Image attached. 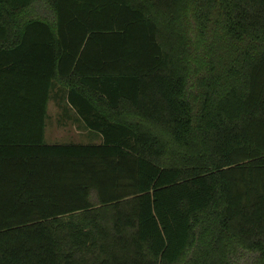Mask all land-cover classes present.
I'll return each mask as SVG.
<instances>
[{"label":"trees","instance_id":"trees-1","mask_svg":"<svg viewBox=\"0 0 264 264\" xmlns=\"http://www.w3.org/2000/svg\"><path fill=\"white\" fill-rule=\"evenodd\" d=\"M0 80V264H264V0H0Z\"/></svg>","mask_w":264,"mask_h":264},{"label":"crops","instance_id":"crops-1","mask_svg":"<svg viewBox=\"0 0 264 264\" xmlns=\"http://www.w3.org/2000/svg\"><path fill=\"white\" fill-rule=\"evenodd\" d=\"M10 67L9 64H6ZM13 69H9L12 71ZM9 82V84H8ZM11 87V81L0 80V87L5 86ZM11 96V95H9ZM8 94L0 89V106L7 105L8 102L5 100L9 98ZM48 115L49 118L46 121L45 140L49 144H63V143H89L93 141L92 134L85 131L83 128L72 125L70 120L64 121V106L60 102V98H53L48 104ZM74 129L71 133H64V129ZM80 128V129H79Z\"/></svg>","mask_w":264,"mask_h":264},{"label":"rangeland","instance_id":"rangeland-1","mask_svg":"<svg viewBox=\"0 0 264 264\" xmlns=\"http://www.w3.org/2000/svg\"><path fill=\"white\" fill-rule=\"evenodd\" d=\"M72 130H74V129H71V128H70V129H67V128H65V129H64V133H65V134H67V133H71Z\"/></svg>","mask_w":264,"mask_h":264}]
</instances>
